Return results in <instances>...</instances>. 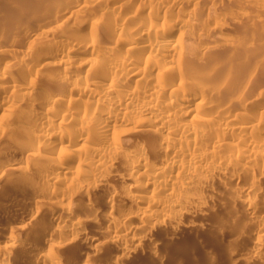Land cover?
Instances as JSON below:
<instances>
[{"label": "bare ground", "instance_id": "obj_1", "mask_svg": "<svg viewBox=\"0 0 264 264\" xmlns=\"http://www.w3.org/2000/svg\"><path fill=\"white\" fill-rule=\"evenodd\" d=\"M2 2L0 264L154 256L214 202L264 264V0Z\"/></svg>", "mask_w": 264, "mask_h": 264}, {"label": "rangeland", "instance_id": "obj_2", "mask_svg": "<svg viewBox=\"0 0 264 264\" xmlns=\"http://www.w3.org/2000/svg\"><path fill=\"white\" fill-rule=\"evenodd\" d=\"M42 1L43 0H40V2H42ZM0 2H1L0 3V5H1L3 2H2V0H0ZM4 4H2L0 7L5 8ZM5 6H6V4H5ZM1 8H0V11H1ZM16 12L17 11H15L14 13H16ZM31 21L33 22L35 20L31 19ZM32 22H30V24H29L30 27L33 26V25H31ZM35 23L38 24L37 21ZM40 23L41 22H39V24ZM244 34L245 33H243V34L241 33L242 36H244ZM246 36H248V35L246 34L244 37L246 38ZM258 70L259 69H256L257 73L258 74L262 73L261 76L263 77L264 74L262 71H260L261 69L259 70L260 72H258ZM251 72L252 73H250V75L258 77L257 76L258 74H256L254 72V70ZM259 77H260V75H259ZM12 175H14V174H12ZM9 177L11 178L12 176L9 175ZM0 183H1V185H0V201L3 199L0 202L1 203L0 206L2 205L0 207L1 212L6 209V211H4V212H6L7 217H9V219H8L9 221H13L11 219V216H12V218H14V220H15V218L17 221L20 220V218L24 214L29 212V210H27V211L23 210L25 208H28V206H26L27 204L25 203V201H21L22 200L21 199L22 194L18 193L21 191V190H19L20 188H18L16 186V189H15V186L13 184L11 185L10 182H6V185H5V181L0 182ZM12 186H14L13 189L9 188ZM11 190H14V191H11ZM15 190H16V194H21V195H17L16 198H14V195H16V194L12 193V192H15ZM5 193H6V196L4 195ZM8 193H10V194H8ZM9 195H11L13 197H11ZM4 196H5V198H4ZM13 198L17 199L16 202L18 204L15 202V200ZM7 199H11V201L10 200L8 201ZM4 200H6L7 202H5ZM3 201H4V204H2ZM23 202H24L25 208L22 206ZM8 203L11 204V207H10V204H8ZM19 203L21 205H19ZM223 203H226V202L223 201ZM214 204L216 205V204H218V202L217 203L214 202ZM6 205H8V206H6ZM215 205L214 206L212 205L213 209L210 210V213L208 212V214L205 216V218L203 220H202V218L195 219L196 220V221H194L195 225H193V226L189 225L187 227H181L176 231H168V230L157 231L156 230L154 235H153V239L155 240V242L157 244V248H156L157 250L155 251L156 253L154 256L152 255L154 253H150V251L148 252L147 248H144V250L142 252L141 251L133 252L128 258H126L127 262H126V260H123L122 262H119V264H121V263L122 264H245L244 261H241L244 257L241 255L242 259L239 258L240 253L237 252L238 249L243 248V246L245 245L244 241L246 240V239H244V236L241 237V235H239V234L243 235V233H240L241 231H239L240 226H238L239 228L237 227V225H239V224H236V223H235L236 225L235 224H232V225L229 224L228 225L227 223L224 224L222 219L226 216L225 214L227 213L229 206H228V204H225V206H223V204H221V206L223 207V208H221V206H219L220 204L216 207H215ZM21 206L23 207V209ZM226 206H227V209H225V211H224V208H226ZM2 208H3V210H2ZM7 210L9 212H7ZM13 210L14 211L16 210V211L14 212ZM230 210L231 209L229 208V212H231ZM1 212H0V214H2ZM8 213H12V214L14 213L13 215H16V216L13 217L12 214H8ZM8 215H11V216H8ZM210 216H212V218ZM209 218L212 221H210ZM220 219H221V222L219 221ZM216 220H218L219 223ZM15 221H13V222H15ZM89 224H90V226H89ZM89 224L87 225V230H88L89 234H92V231H90L89 229H91V230L93 229L94 231H96V228H98V230H100L99 227L97 226L98 224L97 225L95 224V226L93 225V223H89ZM182 244H185L187 246H189V244H190V246H189L190 249L188 247H185V248H182V251H181L180 250L181 247L179 249V245L183 247ZM238 245H240V246H238ZM234 247H237L236 248L237 251L235 249L233 250ZM187 248L189 249L188 251H187ZM108 249H109V247H107V249L106 248H103V249L100 248L99 249L100 251L98 250L99 251L98 253L100 255L97 253V257L103 256L104 254L108 255L110 252L111 253L113 252V250L110 251L112 248H110L109 251H108ZM184 249H186L185 252H187V253L183 252ZM66 250H67V252L71 251V253L69 252L68 254L66 253V251H64V250H63L64 252L62 251L63 253H66L65 256H66V258H68V260H75V258H77V257H78V259H81L80 258L81 255H78V254L76 255L75 253H72L71 249H66ZM106 250L109 252L108 254H107ZM231 250H233V251H231ZM190 251H192V252H190ZM229 252L232 254L230 255ZM63 253H62V256L64 255ZM111 253L109 254L111 256V258H115V257L117 258V254L115 255L113 252L112 254L115 257H112ZM69 254H71L70 255L71 259H70ZM72 255L73 256L75 255V256L72 257ZM65 256H63V257L65 260H67L65 258ZM106 257L107 256H105L103 258L99 257V261L101 260V258L104 259V260H101L99 262V264L100 263L103 264L104 261H106L107 259H108L106 261L107 264L109 262H110L109 264H112V263L114 264V261L116 260V258H115V260H113V259L110 260L109 257H107V259H105ZM111 261H113V262H111Z\"/></svg>", "mask_w": 264, "mask_h": 264}]
</instances>
